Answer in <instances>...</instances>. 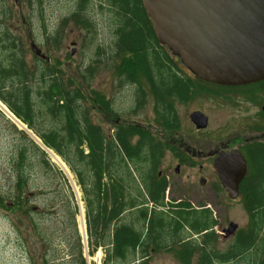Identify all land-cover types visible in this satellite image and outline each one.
I'll return each instance as SVG.
<instances>
[{
	"label": "trees",
	"instance_id": "trees-1",
	"mask_svg": "<svg viewBox=\"0 0 264 264\" xmlns=\"http://www.w3.org/2000/svg\"><path fill=\"white\" fill-rule=\"evenodd\" d=\"M38 1L0 0V102L66 164L80 187L88 216L103 211V232H98L97 225L94 234L88 233L89 241L94 238L92 254L102 245L107 258L103 264H149L152 254L162 251L173 253L181 264H193L195 257L196 264H264V214L252 218V233L247 237L224 252L216 249L218 238L209 231L214 226L209 211L186 213L181 208L184 204L166 210L175 206L165 203L167 184L157 181L158 168L164 151L176 148L167 147L150 128L122 120L113 101L92 88L98 72L95 65L78 67L76 78L66 72L59 57L68 25L93 34L95 23L89 12L94 2L112 9L115 42L111 57L119 62L115 74L120 86L137 88L132 113L145 106L147 88L154 101V123L161 131L180 132L176 104L194 102L201 88L198 79L184 75L158 42L142 0H75L74 12L43 42L34 38L33 18L25 12L29 8L34 15ZM36 42L46 47L45 59L32 51ZM97 113L108 116L111 133L105 130L104 120H96ZM13 127L20 138L12 206L0 196V208L8 212L21 211L28 203L24 169L30 148L42 156L45 172L52 173L46 151ZM74 215L70 217L77 232ZM117 221L113 234H106L107 225ZM187 227L199 239L183 242Z\"/></svg>",
	"mask_w": 264,
	"mask_h": 264
},
{
	"label": "rangeland",
	"instance_id": "rangeland-1",
	"mask_svg": "<svg viewBox=\"0 0 264 264\" xmlns=\"http://www.w3.org/2000/svg\"><path fill=\"white\" fill-rule=\"evenodd\" d=\"M74 9L75 0H40L34 15L33 10L25 8L26 14H31L34 21V38L43 42L46 34L55 32L61 21L71 15ZM89 15L95 23V33L88 35L85 30L72 24L64 30L59 57L64 63L66 72L77 78L75 70L78 67L95 65L98 72L92 88L104 93L113 101L114 110L122 120L150 128L160 141L168 140L169 133L161 131L154 123L156 118L154 101L149 89L145 88V106L133 114L132 109L137 102V88L130 85L121 87L119 84L115 74L119 62L118 59L111 57L115 42L113 32L115 13L107 7L100 8L98 3L94 2ZM39 42L36 43L42 51L46 52V47ZM73 50L75 53L71 55ZM68 55L70 60H67ZM170 55L172 56L171 53ZM172 59L181 72L182 69L187 72L178 58L172 56ZM185 75L192 77L189 71ZM217 105L208 98L196 99L186 106L176 104L181 131L170 135L175 145L180 146L179 141L182 138L188 141L191 147H198V143L193 142L191 138L196 128L189 116L194 111L201 110L208 114L209 132L219 130L227 121L228 113L222 107L216 111L214 107ZM95 118L98 122L104 120L105 130L108 134L111 133L112 122L108 116L106 118L97 113ZM13 126L19 131L26 132L43 149L41 142L34 134L0 102V196L6 199L5 204L9 207L13 204L11 202L13 195H16L14 185L17 183V171L14 160L17 157L20 138ZM163 143L166 144V141ZM45 151L52 173L45 172L42 156L30 148L29 159L24 169L29 182L25 195L29 199L28 203L21 211L18 209L8 212L0 208V264H103L107 259L104 251H100V256L96 254L98 249L92 254L93 247L89 236L83 234L80 218L81 212L85 214L86 206L74 175L54 152ZM165 156L162 170L172 178L173 182L177 181L181 173L170 172L175 166V161L167 152L164 153ZM61 174L66 180L62 179ZM167 196L174 202L181 195L173 190ZM72 212L75 213L77 232L74 228V219L71 220L70 217ZM214 214L217 219L221 217L219 209L215 208ZM226 214L223 216L233 215V219L242 226L247 222L246 216L240 215L235 210ZM227 244L229 245L228 242H218L215 247L222 251L228 246ZM196 259L195 257L193 263ZM149 264H181V262L173 253L162 251L152 254Z\"/></svg>",
	"mask_w": 264,
	"mask_h": 264
},
{
	"label": "flooded vegetation",
	"instance_id": "flooded-vegetation-1",
	"mask_svg": "<svg viewBox=\"0 0 264 264\" xmlns=\"http://www.w3.org/2000/svg\"><path fill=\"white\" fill-rule=\"evenodd\" d=\"M182 72L186 74L188 70L184 72L182 69ZM193 77L192 74L191 78ZM198 87L202 90L199 89L197 99L208 98L217 103L215 110L224 108L228 119L219 130L209 132L208 114L197 110L207 116L208 125L205 129H196L191 134L192 141L198 143L196 148L191 147L188 141L182 138L179 141L180 146L175 145L170 135L179 132H168L170 139L168 137V140L163 141H166L167 147L171 145L172 149L177 150L167 148L164 153L170 154L175 161V166L170 172L181 173V176L173 182L172 178L165 174L162 170L165 156L158 168L157 181L166 182L167 195L173 190L181 195L174 202L166 197L165 203L175 206L166 210H177L184 204L181 208L186 213L209 211L212 214L214 226L209 231H214L217 235V245L218 242L229 243L221 251L224 252L240 238L252 233V218L264 214V204L259 205L264 201V80L239 86L217 85L198 80ZM237 154L244 161L243 173L240 162L222 161L229 156L236 157ZM231 167L236 169L231 172L222 170V174L219 171ZM220 174L232 175L229 187L224 184ZM215 208L221 211L222 218H216ZM233 210L246 216L247 222L244 226L238 224L233 215L223 216ZM186 230L188 237L183 242L199 239V236L190 234L192 231L188 227Z\"/></svg>",
	"mask_w": 264,
	"mask_h": 264
},
{
	"label": "water",
	"instance_id": "water-1",
	"mask_svg": "<svg viewBox=\"0 0 264 264\" xmlns=\"http://www.w3.org/2000/svg\"><path fill=\"white\" fill-rule=\"evenodd\" d=\"M142 3L158 42L197 79L224 86L264 80V0H142ZM31 49L46 58L36 44ZM74 53L75 50L71 54ZM190 120L197 130L208 125L207 116L198 111L190 115ZM222 161L240 162L242 173L245 171L239 154ZM236 167L219 171L231 172ZM221 174L229 187L232 175Z\"/></svg>",
	"mask_w": 264,
	"mask_h": 264
},
{
	"label": "crops",
	"instance_id": "crops-1",
	"mask_svg": "<svg viewBox=\"0 0 264 264\" xmlns=\"http://www.w3.org/2000/svg\"><path fill=\"white\" fill-rule=\"evenodd\" d=\"M86 206V205H85ZM110 212V211H109ZM99 213V214H98ZM98 213H94L93 215H91V217L90 216H88V212L86 211V209H85V214H83V217H85L84 219H85V224H86V229H87V233H89V234H94V232H95V228H96V226L97 225H99V231L98 232H103L102 231V228L104 227V224H103V211L101 210V211H98ZM98 214V215H97ZM124 216V215H123ZM122 216V219H121V221L122 222H124V217ZM98 217V220H96L95 221V219L94 218H97ZM116 224H111V225H107V230L105 231V233L106 234H108V235H111V234H113V230H114V227H115V225L116 226H118V224H119V221H117V222H115ZM90 229H91V231H90ZM94 238H92V239H90V241L91 242H93L92 240H93ZM111 243V238H110V240L106 243L107 244V246L109 245ZM102 245H100V248H98L100 251L102 250V251H104V253H105V256H106V251H105V249H104V247H101ZM92 247H94L93 245H92ZM110 247V246H109Z\"/></svg>",
	"mask_w": 264,
	"mask_h": 264
},
{
	"label": "bare ground",
	"instance_id": "bare-ground-1",
	"mask_svg": "<svg viewBox=\"0 0 264 264\" xmlns=\"http://www.w3.org/2000/svg\"><path fill=\"white\" fill-rule=\"evenodd\" d=\"M64 165V164H63ZM80 220H81V223H82V229H83V234H84V221H83V213H82V216H81V218H80ZM100 250L97 252V256H100ZM98 258V257H97Z\"/></svg>",
	"mask_w": 264,
	"mask_h": 264
}]
</instances>
